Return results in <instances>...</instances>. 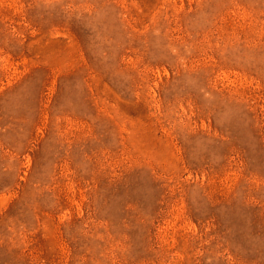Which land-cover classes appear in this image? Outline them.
Wrapping results in <instances>:
<instances>
[{"label": "rangeland", "instance_id": "374dc122", "mask_svg": "<svg viewBox=\"0 0 264 264\" xmlns=\"http://www.w3.org/2000/svg\"><path fill=\"white\" fill-rule=\"evenodd\" d=\"M0 264H264V0H0Z\"/></svg>", "mask_w": 264, "mask_h": 264}]
</instances>
